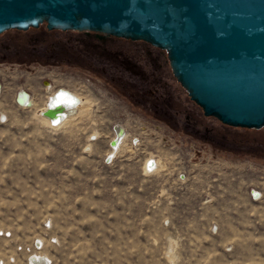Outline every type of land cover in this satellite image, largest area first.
Wrapping results in <instances>:
<instances>
[{
  "label": "rangeland",
  "instance_id": "rangeland-1",
  "mask_svg": "<svg viewBox=\"0 0 264 264\" xmlns=\"http://www.w3.org/2000/svg\"><path fill=\"white\" fill-rule=\"evenodd\" d=\"M9 68L0 67V264L34 255L47 264H264V159L150 120L84 73ZM41 80L87 100L80 118L47 129L35 113L46 87L29 89ZM26 88L36 106L22 109L14 96ZM189 108L191 119L202 114ZM116 126L125 138L107 164ZM150 158L160 167L145 172Z\"/></svg>",
  "mask_w": 264,
  "mask_h": 264
},
{
  "label": "water",
  "instance_id": "water-1",
  "mask_svg": "<svg viewBox=\"0 0 264 264\" xmlns=\"http://www.w3.org/2000/svg\"><path fill=\"white\" fill-rule=\"evenodd\" d=\"M42 24L163 50L204 117L264 125V0H0V34Z\"/></svg>",
  "mask_w": 264,
  "mask_h": 264
},
{
  "label": "flooded vegetation",
  "instance_id": "flooded-vegetation-1",
  "mask_svg": "<svg viewBox=\"0 0 264 264\" xmlns=\"http://www.w3.org/2000/svg\"><path fill=\"white\" fill-rule=\"evenodd\" d=\"M39 26L35 29L39 30ZM30 28L21 32H28ZM44 29L48 30L46 27ZM50 31H54L53 41L45 43L44 39L39 40L32 47L33 54L37 57L33 59L34 62L25 63L26 59H21L22 63L2 61L0 67L10 66L12 68L6 71L12 74H28L29 76L39 73L36 72L38 70L51 74L56 73L52 72L54 70H63L68 72L57 73L70 76L75 73H84L95 78L106 90L113 89L120 102L128 101L146 118L161 124H182L185 130L189 129L191 133L199 134L202 140L211 146L213 143L212 128L209 126L198 127L196 121H192L189 97H186V99L188 98L186 105L175 107L174 83L176 80L163 50L137 41L145 48L158 49L160 53L154 54L146 51L144 47L134 48L135 42L93 32L62 31L58 28ZM0 52H3L0 53L2 59L9 55V49L3 44L1 37ZM77 56L82 58L81 63ZM41 62H46V64ZM166 65L167 68L164 67ZM12 84L21 85L23 83L16 81ZM29 84L31 86L29 89L37 87L38 84L40 89H43L48 87L50 82L41 80L38 83ZM29 89L21 91L30 97ZM186 96H188L187 93ZM193 104L195 103L193 102ZM196 106L201 110L198 105ZM208 117L218 121L215 116Z\"/></svg>",
  "mask_w": 264,
  "mask_h": 264
},
{
  "label": "trees",
  "instance_id": "trees-1",
  "mask_svg": "<svg viewBox=\"0 0 264 264\" xmlns=\"http://www.w3.org/2000/svg\"><path fill=\"white\" fill-rule=\"evenodd\" d=\"M44 28L45 25L42 24L39 26V30L31 27L28 32H21L15 29H8L3 32L0 37L3 40V44L9 49V57L7 56L4 59L0 58V62L5 61L8 63H22L23 61H21V59H26L25 63L34 62L35 60L33 59L37 57L33 54L34 50L32 47L36 43H38L36 41H41L43 39L45 43L53 41L54 31L45 30ZM77 58L81 63L82 58H80V56H77ZM41 63L46 64V62ZM175 84L185 94L187 93L183 88L180 87L177 81H175ZM175 92H177V90ZM174 97L175 107L177 108L179 106H182V100L175 95ZM191 103L193 102L191 101ZM192 117L194 121H196V123L201 126H206L204 124L205 119H213L212 117H204L203 114H200V116L198 117ZM167 126L175 131H185L184 126H182L181 124H167ZM209 127L212 128L211 136L213 138V143L211 144V146L213 148H216L220 151H229L234 155L246 154L247 156H250V158L252 157L255 160L264 159V125L260 126L259 128L231 126L225 125L219 120H215V125L212 124Z\"/></svg>",
  "mask_w": 264,
  "mask_h": 264
},
{
  "label": "built area",
  "instance_id": "built-area-1",
  "mask_svg": "<svg viewBox=\"0 0 264 264\" xmlns=\"http://www.w3.org/2000/svg\"><path fill=\"white\" fill-rule=\"evenodd\" d=\"M46 88H49L50 90H47ZM45 88V90H44V92H43V96H42V99H43V102H42V104L39 106V107H37L36 108V115H38V116H40V117H43L44 119H46L47 118V120L48 121H46V120H44V121H42L41 119H40V117H38L43 123H44V125H45V127L47 128V129H49V130H55V129H59V128H56V127H58L59 125H60V123H61V120L62 119H60L59 117V114H61V112H59V110L58 109H56V107H58V105L59 104H57V105H50V106H48L43 112H41V110L40 109H42V108H44V106H43V104H45V101H46V99H47V97L49 96V93H50V91H55L56 90V92L54 93V95L53 96H50V98H49V100H51L52 99V101L57 97V94L59 93V91L60 90H63L64 88L65 89H67V90H70V91H72V92H74V93H76L77 95H78V97H76V96H74L73 95V97H72V99H74L73 101H72V103L71 104H73V105H76V106H78V105H80L81 104V102H82V96L79 94V93H77L75 90H71V89H69V88H66V87H64V86H48V87H46ZM0 92H1V88H0ZM21 94V95H20ZM23 95H25V94H23V92L21 91V90H19L16 94H15V96H14V103H15V105L17 106V107H19V108H22V109H29V108H33L34 106H36V104H35V102L33 101V99H32V97L30 96V97H28L27 95H26V100H24L23 102L21 101V102H19L18 101V99L19 98H23L22 96ZM33 101V103L35 104L34 106H32V104H31V102H29L30 101V99ZM78 98V99H77ZM23 99H25V98H23ZM52 104V103H51ZM47 111H51L52 112V115H47L46 114V112ZM62 128V127H61ZM115 128H116V131H115ZM123 129L121 128V127H119V126H116V127H114V133H116V136L115 137H118L119 138V136H121L120 134H121V131H122ZM123 132H124V130H123ZM125 133V132H124ZM115 137H113L112 138V140L109 142V147H110V149H111V153L108 155V156H106V163L107 164H109L110 162H111V160H112V158H113V156H114V153L117 151V150H119L120 149V147H121V145H122V142H123V140H124V138H125V136H124V138H123V140L122 139H120L119 140V142H115L116 141V138ZM151 161H152V163H151ZM156 164H158V163H156L154 160H148L147 161V163H146V172H152V171H154L155 170V165ZM145 168H144V170H145ZM148 168H152V170L150 171V170H148ZM158 169V168H157ZM156 169V170H157ZM261 198H262V192H260L259 190H256V189H251L250 191H249V199H250V201H252V202H258V201H260L261 200ZM215 231V229H213V231L212 232H214Z\"/></svg>",
  "mask_w": 264,
  "mask_h": 264
},
{
  "label": "bare ground",
  "instance_id": "bare-ground-1",
  "mask_svg": "<svg viewBox=\"0 0 264 264\" xmlns=\"http://www.w3.org/2000/svg\"><path fill=\"white\" fill-rule=\"evenodd\" d=\"M47 90H50V89H47ZM55 92H56V90L53 91V92L50 91L49 96L47 97V99L45 101V104H43L44 108H42L40 110H41V112H43L48 106L59 104L58 107H56V109H58L59 112H61V114H59V116H60L59 118L62 119V120H61L60 125L58 127H56V128H61V127L66 126L67 124H70L72 121H75L76 119L80 118V116L84 112V109H82V106L84 107L87 104V102H86L87 100L84 103L81 102V104L78 105V106L71 104L72 101L74 100V99H72L73 95L76 96V97H78V95L76 93L70 91V90L65 89V88L63 90L59 91V93L57 94V97L53 101H52V99L49 100L50 96H53ZM21 100H22V102L24 100H26V96H25V99L22 98ZM82 100H84V99H82ZM29 102H31L32 106L35 105L31 99H30ZM38 117H40V116H38ZM40 119L42 121H44V120L48 121L47 118L44 119L43 117H40ZM115 131H116V128H115ZM120 135L121 136H119V138H118V137H115L116 133H114L113 137L116 138L115 142H119L120 139L123 140V138L125 136V133L123 132V130L121 131ZM91 137H92V139H95V138L98 137V135H97V133H94ZM150 160H152V159L150 158ZM147 161H148V159L144 162V168L146 167ZM151 163H152V161H151ZM158 167H160V165L156 164L155 165V170ZM148 170L151 171L152 168H148ZM145 172H146V168H145ZM30 262H31V264H47V259H46V257H44L42 255H40V256L39 255H34V256L31 257Z\"/></svg>",
  "mask_w": 264,
  "mask_h": 264
}]
</instances>
